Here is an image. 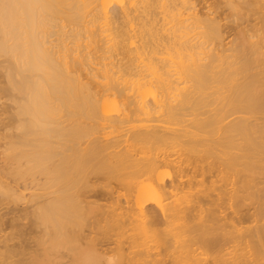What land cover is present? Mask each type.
Returning a JSON list of instances; mask_svg holds the SVG:
<instances>
[{"label": "bare ground", "instance_id": "obj_1", "mask_svg": "<svg viewBox=\"0 0 264 264\" xmlns=\"http://www.w3.org/2000/svg\"><path fill=\"white\" fill-rule=\"evenodd\" d=\"M210 1L0 0V264H264V0Z\"/></svg>", "mask_w": 264, "mask_h": 264}, {"label": "rangeland", "instance_id": "obj_2", "mask_svg": "<svg viewBox=\"0 0 264 264\" xmlns=\"http://www.w3.org/2000/svg\"><path fill=\"white\" fill-rule=\"evenodd\" d=\"M210 1V0H209ZM211 2V1H210Z\"/></svg>", "mask_w": 264, "mask_h": 264}]
</instances>
